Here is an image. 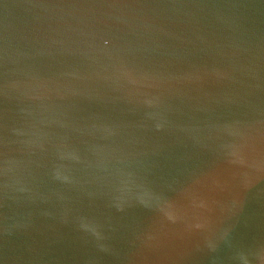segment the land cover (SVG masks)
Returning <instances> with one entry per match:
<instances>
[{
    "label": "water",
    "instance_id": "1",
    "mask_svg": "<svg viewBox=\"0 0 264 264\" xmlns=\"http://www.w3.org/2000/svg\"><path fill=\"white\" fill-rule=\"evenodd\" d=\"M0 264H264V0H0Z\"/></svg>",
    "mask_w": 264,
    "mask_h": 264
}]
</instances>
